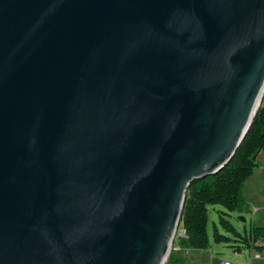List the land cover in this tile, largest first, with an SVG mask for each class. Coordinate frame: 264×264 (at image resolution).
I'll list each match as a JSON object with an SVG mask.
<instances>
[{
	"label": "water",
	"instance_id": "obj_1",
	"mask_svg": "<svg viewBox=\"0 0 264 264\" xmlns=\"http://www.w3.org/2000/svg\"><path fill=\"white\" fill-rule=\"evenodd\" d=\"M263 89L264 0H0V264H165Z\"/></svg>",
	"mask_w": 264,
	"mask_h": 264
},
{
	"label": "trees",
	"instance_id": "obj_2",
	"mask_svg": "<svg viewBox=\"0 0 264 264\" xmlns=\"http://www.w3.org/2000/svg\"><path fill=\"white\" fill-rule=\"evenodd\" d=\"M263 101L232 161L217 174L195 180L189 186L179 224L184 236L174 240L166 264H186L183 257L175 251L176 248L189 252H205L212 248L208 232L210 206H220L229 213L240 214L248 208L244 188L256 169L260 168L258 158L264 153ZM224 216L230 215L223 214L220 217V225L227 233L234 235L235 239L221 234L218 226L214 225L215 244L234 242L235 245L230 246L235 255L250 250L264 252V227L253 226L243 236Z\"/></svg>",
	"mask_w": 264,
	"mask_h": 264
},
{
	"label": "rangeland",
	"instance_id": "obj_3",
	"mask_svg": "<svg viewBox=\"0 0 264 264\" xmlns=\"http://www.w3.org/2000/svg\"><path fill=\"white\" fill-rule=\"evenodd\" d=\"M258 162L260 164V168L255 171L254 176L248 180L244 188V196L248 201V208L240 214L239 212L229 213L220 206H210L208 232L212 248L208 251L200 252L199 254L197 252L188 253L187 251H176L178 252V255L183 257L186 264H218V260L221 258L229 259L235 262H242V260L245 261L250 258L248 251H245V258L236 256L233 248H231L232 245H235L234 242L223 243L221 245L215 244L213 232L214 225H217L221 234L231 238L232 240L235 239L234 235L227 233L220 225V217L223 216V214L230 215L224 217L230 221L238 233L243 236L248 233L253 226L264 227V153H261L258 158ZM240 217H244L246 222L241 221L239 219ZM180 236H184V232L178 227L175 232L173 242ZM172 249L173 243L170 253Z\"/></svg>",
	"mask_w": 264,
	"mask_h": 264
},
{
	"label": "built area",
	"instance_id": "obj_4",
	"mask_svg": "<svg viewBox=\"0 0 264 264\" xmlns=\"http://www.w3.org/2000/svg\"><path fill=\"white\" fill-rule=\"evenodd\" d=\"M264 100V89L262 91V101ZM181 249L179 248H176L175 251H180ZM188 252V251H187ZM249 252V256H250V259H252V262L249 263V264H254L253 261L256 260V259H261L262 256H264V252L263 253H260V252H256L254 250H250L248 251ZM236 256L238 257H244L245 256V253L243 254H236ZM218 264H237L236 262L234 261H231V260H227V259H220L218 261Z\"/></svg>",
	"mask_w": 264,
	"mask_h": 264
},
{
	"label": "crops",
	"instance_id": "obj_5",
	"mask_svg": "<svg viewBox=\"0 0 264 264\" xmlns=\"http://www.w3.org/2000/svg\"><path fill=\"white\" fill-rule=\"evenodd\" d=\"M261 155V154H260ZM256 170H258V169H256ZM254 176V175H253ZM181 251V250H180ZM178 253V252H177ZM188 253H189V251H188ZM190 253H192V252H190ZM198 254L200 253V252H197ZM246 256V255H245ZM245 256L244 257H241V258H245ZM221 259H225V258H221ZM220 260V259H219ZM218 260V261H219ZM227 260H229V259H227ZM235 262V261H234ZM252 262V259H247V260H245V261H243L242 260V262H236L237 264H249V263H251ZM253 263L254 264H264V256H262V258L261 259H256V260H254L253 261Z\"/></svg>",
	"mask_w": 264,
	"mask_h": 264
},
{
	"label": "bare ground",
	"instance_id": "obj_6",
	"mask_svg": "<svg viewBox=\"0 0 264 264\" xmlns=\"http://www.w3.org/2000/svg\"><path fill=\"white\" fill-rule=\"evenodd\" d=\"M261 104H262V102H261ZM261 104H260V106H261ZM176 232V231H175ZM175 235V234H174Z\"/></svg>",
	"mask_w": 264,
	"mask_h": 264
}]
</instances>
